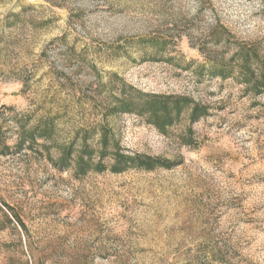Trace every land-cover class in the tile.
<instances>
[{
    "label": "rangeland",
    "instance_id": "rangeland-1",
    "mask_svg": "<svg viewBox=\"0 0 264 264\" xmlns=\"http://www.w3.org/2000/svg\"><path fill=\"white\" fill-rule=\"evenodd\" d=\"M239 43L264 63V0H0V264H264V91L194 70ZM132 89L207 115L162 133Z\"/></svg>",
    "mask_w": 264,
    "mask_h": 264
},
{
    "label": "trees",
    "instance_id": "trees-1",
    "mask_svg": "<svg viewBox=\"0 0 264 264\" xmlns=\"http://www.w3.org/2000/svg\"><path fill=\"white\" fill-rule=\"evenodd\" d=\"M228 35L223 26L215 25L207 41L212 45L228 44ZM149 41L155 42L164 47V42L158 37H151ZM206 47H199L201 52ZM195 73L198 76L207 74L213 77L225 79L231 75H236L245 85H248L249 90L254 94H260L264 91V63L258 56L257 51L253 47H247L242 43L236 44L233 53L229 58H224L222 55L208 58L204 63L195 64ZM123 86V93H125ZM134 91V92H133ZM132 94L127 96V104H124L126 111H135L139 115H147L149 123L154 125L160 132L164 133L166 128L176 122L185 107L189 108V120L196 121L199 118L207 115V108L195 103L187 98L174 95H157L142 93L132 89ZM67 157L71 154V149H66ZM90 153L82 152L77 158V173L85 174L89 169ZM101 155H106L105 150ZM115 164L110 167V171L120 173L129 166H134L142 169L152 170L158 166L169 167L171 163L165 160L141 155H123L116 151ZM86 157V158H84ZM70 163L64 157L61 163L56 164L61 168L69 166ZM97 171L105 170V166L99 164L96 166Z\"/></svg>",
    "mask_w": 264,
    "mask_h": 264
}]
</instances>
